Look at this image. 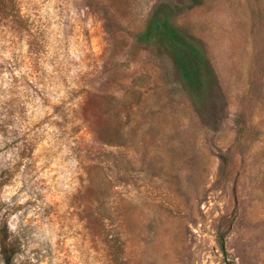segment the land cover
I'll use <instances>...</instances> for the list:
<instances>
[{"label":"rangeland","instance_id":"374dc122","mask_svg":"<svg viewBox=\"0 0 264 264\" xmlns=\"http://www.w3.org/2000/svg\"><path fill=\"white\" fill-rule=\"evenodd\" d=\"M16 1L0 264H264V0ZM160 4L217 76L208 122L136 39Z\"/></svg>","mask_w":264,"mask_h":264},{"label":"trees","instance_id":"16d2710c","mask_svg":"<svg viewBox=\"0 0 264 264\" xmlns=\"http://www.w3.org/2000/svg\"><path fill=\"white\" fill-rule=\"evenodd\" d=\"M200 3L201 0H191L187 7ZM173 9L165 4L158 5L143 30L136 34V39L142 44L164 50L173 63L193 109L201 120L205 119L203 122H208V105L219 91L217 76L207 59L201 40L186 34L172 23ZM0 20L14 26L23 23L16 0H0Z\"/></svg>","mask_w":264,"mask_h":264}]
</instances>
